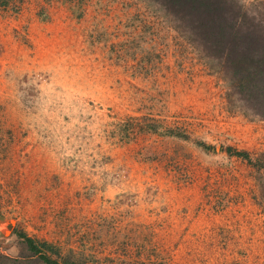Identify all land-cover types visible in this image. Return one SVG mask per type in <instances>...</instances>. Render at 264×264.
Here are the masks:
<instances>
[{
	"label": "rangeland",
	"instance_id": "rangeland-1",
	"mask_svg": "<svg viewBox=\"0 0 264 264\" xmlns=\"http://www.w3.org/2000/svg\"><path fill=\"white\" fill-rule=\"evenodd\" d=\"M173 8L0 0V264H46L21 232L62 262L264 264V169L226 151L264 152V107Z\"/></svg>",
	"mask_w": 264,
	"mask_h": 264
},
{
	"label": "trees",
	"instance_id": "trees-1",
	"mask_svg": "<svg viewBox=\"0 0 264 264\" xmlns=\"http://www.w3.org/2000/svg\"><path fill=\"white\" fill-rule=\"evenodd\" d=\"M170 1L174 6V12L183 10V13H185L186 17L183 19L187 24L186 28L189 33L204 40V42L198 43L200 52H207L209 48V52H214L216 48V53L220 51L217 59L218 63H240L239 66L234 64L233 68L226 65H221L220 68L225 72L229 84L234 86L243 85L248 89V92L257 94L259 104L264 107V76L261 78V75L258 78L259 71L263 72L264 69V42L262 39L251 35L254 32L250 28L251 21L247 20L249 18L247 14L248 4L245 5L246 2L239 0L241 2L240 10L239 8L237 10V7L234 10L231 6L233 2H228L230 0ZM189 11L195 12L194 15L193 13L188 15ZM200 12L201 17L198 18L200 20L194 19L193 17ZM252 14V20H254L256 15L254 12ZM194 20L197 21L196 24ZM250 63H261V68H257ZM255 71L257 72L255 73ZM205 146L210 147L207 144ZM226 151L231 155L245 159L256 169H264V152L253 157L249 151L233 146H228ZM19 235L24 238L32 256L38 257L46 264H85L72 260L62 262L52 258L47 251L53 250L51 243L36 240L25 232H21Z\"/></svg>",
	"mask_w": 264,
	"mask_h": 264
}]
</instances>
